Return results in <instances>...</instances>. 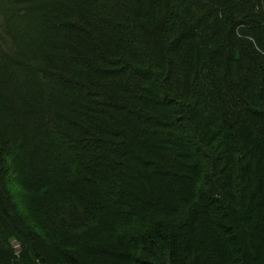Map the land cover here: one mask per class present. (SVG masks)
I'll use <instances>...</instances> for the list:
<instances>
[{
    "label": "trees",
    "instance_id": "obj_1",
    "mask_svg": "<svg viewBox=\"0 0 264 264\" xmlns=\"http://www.w3.org/2000/svg\"><path fill=\"white\" fill-rule=\"evenodd\" d=\"M145 222L264 264V0H0V264H153Z\"/></svg>",
    "mask_w": 264,
    "mask_h": 264
},
{
    "label": "rangeland",
    "instance_id": "obj_2",
    "mask_svg": "<svg viewBox=\"0 0 264 264\" xmlns=\"http://www.w3.org/2000/svg\"><path fill=\"white\" fill-rule=\"evenodd\" d=\"M6 39L8 40L7 38V35H5ZM10 41V40H9ZM5 46V44H3ZM211 155L214 157V154L211 153ZM237 169V168H236ZM12 171L10 172V175H12ZM237 172V170H235ZM9 174V172H8ZM238 175V174H237ZM9 189L14 197V199L16 200L17 204L19 205L21 211H23L24 213H26L25 211V202H24V199H25V195H26V190L22 187V185L17 181V180H11L9 182ZM28 193V192H27ZM185 209V208H183ZM154 216H157L156 213H153V214H149L147 215V218H150V217H154ZM151 219V218H150ZM178 218H175V220H177ZM241 219V218H240ZM226 220H227V224H230L232 223L230 220H231V217L230 215H227L226 217ZM239 220V218H238ZM168 221V220H167ZM221 223L225 222V220H219ZM151 224V223H150ZM156 225V224H154ZM152 228H154L153 224L151 225ZM168 227L171 226V224L167 223L166 225ZM143 228L144 231L143 232H139L138 230H141L140 228ZM146 222L144 224H132V225H128L127 227H124L125 231L124 232H128V230L132 231V232H135L137 230V233H142L141 235L145 237L146 239V242L145 244H148L147 246L151 249L150 252L152 251L153 252V256L149 255V252L147 253H142V254H138V252L136 253L135 252V255L137 256L136 258H142L143 261H146V262H149V263H155V264H162V263H159V260L162 258V254L163 253H166L168 252V247H171V244H169V240L168 239V236L167 238L165 237V235H161V239L163 238V240H160V238H158L157 236H155L153 233H150V231H145V229H149V228H146ZM239 231L240 230H234L233 233L231 232L230 235H231V238H235V240L232 242L233 244L229 243L228 242V245H229V248L233 250V248H235V246L237 245V243H240V242H243V239L241 238V235L239 234ZM239 234V235H238ZM165 239V240H164ZM173 241H174V249H175V252L176 253V256L179 258H182V251H183V245H182V241H176L177 240V237L174 235L172 237ZM247 239V238H245ZM176 242H177V247H176ZM144 244V242H143ZM18 245V244H16ZM16 245L14 247H16ZM170 245V246H169ZM136 246V245H135ZM179 248V250H178ZM209 250H214V246L211 247V249H207V251ZM132 251V250H131ZM118 255V253H116ZM124 254H127V252H124L122 254H120L119 256H122ZM129 258H132L131 256H129ZM132 260H130L129 262H131ZM123 264V262H121ZM180 264H184L183 261L180 262Z\"/></svg>",
    "mask_w": 264,
    "mask_h": 264
},
{
    "label": "built area",
    "instance_id": "obj_3",
    "mask_svg": "<svg viewBox=\"0 0 264 264\" xmlns=\"http://www.w3.org/2000/svg\"><path fill=\"white\" fill-rule=\"evenodd\" d=\"M18 245H16V247H17Z\"/></svg>",
    "mask_w": 264,
    "mask_h": 264
}]
</instances>
